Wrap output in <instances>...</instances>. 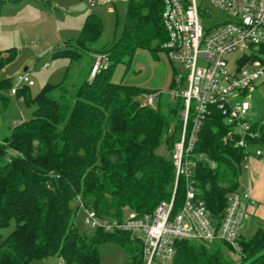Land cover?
Here are the masks:
<instances>
[{"label":"trees","instance_id":"trees-1","mask_svg":"<svg viewBox=\"0 0 264 264\" xmlns=\"http://www.w3.org/2000/svg\"><path fill=\"white\" fill-rule=\"evenodd\" d=\"M162 12L163 0H127L119 38L100 48L102 19L88 14L78 40L53 52L70 60L64 80L46 84L35 95L27 91L30 86L20 87L32 115L0 141V229L12 218L16 223L6 238L0 237V264H31L50 256L65 264H99V246L110 239L130 253L131 264H142L141 243L130 233L97 228L92 236L81 234L73 203L100 217L122 220L127 209L137 215L153 213L174 193L172 154L181 135L183 101L169 94L162 101V91L124 81L139 49L154 57L164 50ZM87 48L95 50L89 54H107V67L91 79L82 70L72 82L80 50ZM117 64L126 67L120 81L113 80ZM12 86L10 79H0L4 104L8 98L3 90ZM153 92L160 93L156 105L142 104L143 94ZM255 127L260 135L250 144L264 148V127ZM231 130L213 112L201 125L194 150L215 163L212 167L207 160L199 161L192 179L216 219L222 218L228 195L239 190L243 151ZM162 147L171 156L161 153ZM185 185L180 177L175 212L183 204ZM240 244L243 255L235 260L222 253L220 246L231 250L224 243L179 241L170 264H264V225Z\"/></svg>","mask_w":264,"mask_h":264},{"label":"built area","instance_id":"built-area-1","mask_svg":"<svg viewBox=\"0 0 264 264\" xmlns=\"http://www.w3.org/2000/svg\"><path fill=\"white\" fill-rule=\"evenodd\" d=\"M214 11L220 18L208 23ZM162 19L167 33L164 51L172 63L180 65L174 69L169 95L182 99L184 105L181 135L172 154L174 193L153 213L133 212L122 220L100 217L84 208L86 223L109 232L141 233L136 238L142 247V264H170L176 243L184 240L221 242L242 253L241 230L250 217L252 202L249 190L230 193L222 218H214L198 197L192 176L199 161L207 160L212 167L215 163L206 153L194 150L201 125L217 111L231 127L229 135H237L235 145L243 151L242 166L248 168L251 157H264L262 147L250 144L260 133L247 120L252 109L250 92L264 86V0H163ZM107 64L106 55H96L92 77ZM16 82L12 94L21 86L34 85L28 73L18 75ZM159 95L143 94L144 105L154 107ZM180 177L186 180V194L175 212ZM58 264H65L64 259Z\"/></svg>","mask_w":264,"mask_h":264},{"label":"rangeland","instance_id":"rangeland-1","mask_svg":"<svg viewBox=\"0 0 264 264\" xmlns=\"http://www.w3.org/2000/svg\"><path fill=\"white\" fill-rule=\"evenodd\" d=\"M127 0H0V79H10L13 87L17 85L16 77L28 73L34 85L27 88L31 95L41 91L46 84L61 83L67 69L71 66L67 56L54 57L57 47L66 43H74L81 34L84 17L90 13H98L103 22V36L97 48L104 43H115L125 22ZM220 18L218 11L206 21L210 23ZM14 51L11 53L9 50ZM92 49H81V62L75 65L72 82L83 72L92 77L95 55ZM105 53V52H104ZM107 55V54H105ZM237 55H233L235 58ZM116 67V68H115ZM178 63H172L167 53L162 50L154 57L148 50L139 49L128 68L124 81L147 90L162 91L165 101L173 87L174 69ZM113 80L120 81L125 73V65L114 66ZM71 82V83H72ZM172 86V87H171ZM11 87L3 90L8 98L6 104L0 101V141L9 135L10 129L28 120L32 115L20 88L18 94L11 93ZM142 104L144 97L140 98ZM251 111L247 120L254 125L264 117V86H256L250 92ZM165 103V102H164ZM156 105V102H155ZM176 144V143H175ZM175 146V145H174ZM161 153L170 155L166 147ZM76 207L75 225L79 232L87 237L95 234L97 228L86 223L87 213L83 207ZM124 211V218L131 215ZM15 220L10 219L8 225L0 229V237L6 238L15 228ZM137 237L142 234L136 232ZM227 258L240 260L243 253H238L220 246ZM101 261L99 264H131L130 253L115 240L110 239L100 244ZM56 256L35 260L31 264H58Z\"/></svg>","mask_w":264,"mask_h":264},{"label":"crops","instance_id":"crops-1","mask_svg":"<svg viewBox=\"0 0 264 264\" xmlns=\"http://www.w3.org/2000/svg\"><path fill=\"white\" fill-rule=\"evenodd\" d=\"M95 14L100 16L98 13ZM84 21L85 17L82 26L84 24ZM255 124L264 127V117L262 121ZM248 164V168L242 166V171L239 178V190H249L252 201L250 204V217L245 222L241 230V235L244 238L252 237L257 229L260 226L264 225V157L263 159L258 157H251Z\"/></svg>","mask_w":264,"mask_h":264}]
</instances>
